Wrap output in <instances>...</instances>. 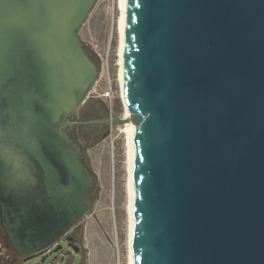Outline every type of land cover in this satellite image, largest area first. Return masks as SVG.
Listing matches in <instances>:
<instances>
[{
    "label": "water",
    "instance_id": "obj_1",
    "mask_svg": "<svg viewBox=\"0 0 264 264\" xmlns=\"http://www.w3.org/2000/svg\"><path fill=\"white\" fill-rule=\"evenodd\" d=\"M97 1L0 0L9 243L25 258L62 248L95 183L68 128L130 119L133 263L264 264V0H127L131 116L75 121L100 75L80 37Z\"/></svg>",
    "mask_w": 264,
    "mask_h": 264
},
{
    "label": "rangeland",
    "instance_id": "obj_2",
    "mask_svg": "<svg viewBox=\"0 0 264 264\" xmlns=\"http://www.w3.org/2000/svg\"><path fill=\"white\" fill-rule=\"evenodd\" d=\"M120 0H98L80 30L84 47L100 68L85 103L71 120L123 117L120 79ZM123 124L72 125L71 137L84 154L94 179L92 207L61 240L62 248L43 251L30 264H129L128 135ZM70 239V246L66 240Z\"/></svg>",
    "mask_w": 264,
    "mask_h": 264
},
{
    "label": "bare ground",
    "instance_id": "obj_3",
    "mask_svg": "<svg viewBox=\"0 0 264 264\" xmlns=\"http://www.w3.org/2000/svg\"><path fill=\"white\" fill-rule=\"evenodd\" d=\"M126 5L127 0L119 1V8L121 10V15L118 19V29L120 32V79H121V88H122V98H123V56H124V39H125V15H126ZM130 112L126 109L123 117H129ZM126 126V131L128 135V211H129V223H130V231H129V264H134L132 259V237L134 234V220H133V206H134V180H133V168H134V160H135V149L133 145V135L135 131V126H132L131 120L128 119L126 123L123 124Z\"/></svg>",
    "mask_w": 264,
    "mask_h": 264
},
{
    "label": "flooded vegetation",
    "instance_id": "obj_4",
    "mask_svg": "<svg viewBox=\"0 0 264 264\" xmlns=\"http://www.w3.org/2000/svg\"><path fill=\"white\" fill-rule=\"evenodd\" d=\"M70 127L68 128V131L70 130ZM67 238L72 239V236L67 235ZM70 239L66 240V242L69 244V246L71 243ZM50 250H51V248L48 251H50ZM32 258H34V257L31 256V257L25 258V257H21L17 254V252L14 250V248L9 243V241L5 235L4 229L0 224V264H14L16 262H21V261H22L21 262L22 264H30Z\"/></svg>",
    "mask_w": 264,
    "mask_h": 264
},
{
    "label": "trees",
    "instance_id": "obj_5",
    "mask_svg": "<svg viewBox=\"0 0 264 264\" xmlns=\"http://www.w3.org/2000/svg\"><path fill=\"white\" fill-rule=\"evenodd\" d=\"M87 50V49H86ZM88 52V54L90 55V53H89V51H87ZM91 56V55H90ZM82 156H83V160H84V154L82 153ZM89 171V170H88Z\"/></svg>",
    "mask_w": 264,
    "mask_h": 264
}]
</instances>
